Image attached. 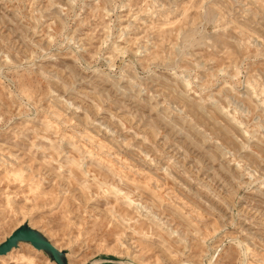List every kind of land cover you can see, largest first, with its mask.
<instances>
[{"label": "rangeland", "instance_id": "1", "mask_svg": "<svg viewBox=\"0 0 264 264\" xmlns=\"http://www.w3.org/2000/svg\"><path fill=\"white\" fill-rule=\"evenodd\" d=\"M26 223L69 264H264V0H0V244Z\"/></svg>", "mask_w": 264, "mask_h": 264}, {"label": "water", "instance_id": "2", "mask_svg": "<svg viewBox=\"0 0 264 264\" xmlns=\"http://www.w3.org/2000/svg\"><path fill=\"white\" fill-rule=\"evenodd\" d=\"M20 243H29L36 250L43 251L56 264H69L65 251L56 247L42 232L28 223L17 228L3 243L0 244V256H5Z\"/></svg>", "mask_w": 264, "mask_h": 264}, {"label": "bare ground", "instance_id": "3", "mask_svg": "<svg viewBox=\"0 0 264 264\" xmlns=\"http://www.w3.org/2000/svg\"><path fill=\"white\" fill-rule=\"evenodd\" d=\"M102 160H103V159H102ZM37 251H38V250H37ZM8 254H9V253H8ZM8 254H7V255H8ZM5 256H6V255H5ZM0 257H3V256H0ZM52 263H55V262H52Z\"/></svg>", "mask_w": 264, "mask_h": 264}]
</instances>
